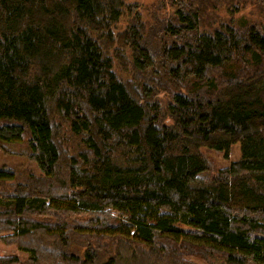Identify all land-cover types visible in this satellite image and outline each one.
<instances>
[{
  "label": "trees",
  "instance_id": "obj_1",
  "mask_svg": "<svg viewBox=\"0 0 264 264\" xmlns=\"http://www.w3.org/2000/svg\"><path fill=\"white\" fill-rule=\"evenodd\" d=\"M246 1L157 0L149 23L128 0H0V144L26 143L47 181L57 122L84 145L58 184L0 192V264H98L96 247L67 259L72 234L120 245L106 264H195V248L264 264V33L211 12ZM234 144L241 160L198 178L202 147Z\"/></svg>",
  "mask_w": 264,
  "mask_h": 264
},
{
  "label": "rangeland",
  "instance_id": "obj_2",
  "mask_svg": "<svg viewBox=\"0 0 264 264\" xmlns=\"http://www.w3.org/2000/svg\"><path fill=\"white\" fill-rule=\"evenodd\" d=\"M128 1L130 3L138 4L137 6H138V10L141 13L142 20L150 23L151 21L150 14L154 11L153 7L157 3V0H128ZM245 3H246L245 6L242 7L240 11L236 12L234 8L229 9L223 2H221L217 10L211 9V12L220 19H223L225 22L230 21L231 19L235 20V26H242V27L256 26L260 32L264 33V5H261V0L260 1L247 0ZM169 11L170 13H172V10L166 8L163 12V15H167V16L168 14L170 15ZM126 20H127L126 18L122 19L120 26H124ZM218 24L219 23H216L217 27L219 26ZM155 35L156 32H154V36ZM152 41L154 42V40ZM156 41L160 44L159 40ZM156 47L158 48L159 45L156 44ZM241 66L242 64L239 66V68H241ZM55 132H56L55 133L56 143L60 146L62 150L61 151L62 159L58 167L59 175L56 180H51V181L45 180L44 173L40 170L37 163L34 160H31V152L29 150V146L26 143L11 144L8 146H4L0 144V169L12 170L17 175V180L14 183L0 182V192H2V194L6 195L7 192L9 193L14 192L18 184L20 183L25 184L27 182L26 180L28 179L30 180L32 179L33 182L38 181L39 183H43L47 186L53 185L54 183L58 184L59 179H63L64 175L67 174V171L71 164L72 161L71 157L77 156L78 153L84 149V145L81 138L75 137L70 133L69 125L64 120L62 121V123L57 122ZM202 152L210 164V169L208 171L201 172L198 175V178L207 181H211L217 178L220 175V173L226 170L227 168H229L232 163L237 162L242 158V150L240 144H234L231 147L229 155L227 156L225 152L217 151L207 147H202ZM113 216L118 218L119 213L113 212ZM59 217L55 215V216H51L48 219V217L37 216L36 219L40 221L51 220L52 223L53 222L59 223V221L62 220V218ZM93 217L95 216H93L92 214L84 213V214L73 215V217L71 218L89 222L90 219H92V221L94 220ZM39 234H40L38 238L39 240H37L38 243L48 248L52 245H55L56 241L53 240L51 237H49L46 231L42 233H38L37 235ZM86 238L84 236H80L77 238L76 236H74V234H72V236L68 238L69 239L68 247L65 248L64 250V252L67 253L66 257L68 256L67 259L72 260L74 263H78V260L84 259V254L87 250H89V247H96L98 253L100 254V259L98 264H106L109 258L112 257L116 253V251L119 252L120 250H122L120 245H115V241L112 246L110 244L111 242L108 240H99L98 238L96 240L95 237H90V239H86ZM96 242L101 243L100 248L97 247ZM161 243L163 244V246L169 248V245L166 244L165 242H161ZM129 247H132V249L136 248V246H132V245H130ZM4 248L5 251L11 253L10 255H17L23 261L28 258V255L21 253L14 246L9 247L7 249L6 247ZM160 248H162V246H160ZM190 253H193L194 256L192 257L188 256L187 260L189 262L195 264H223L224 256H221L219 253L215 251H213V254H211L208 250L202 251V250H198V248H195ZM142 264H147V263L146 261L144 263L142 261ZM249 264H257V263L250 262Z\"/></svg>",
  "mask_w": 264,
  "mask_h": 264
}]
</instances>
